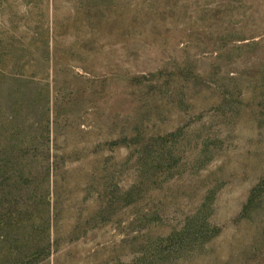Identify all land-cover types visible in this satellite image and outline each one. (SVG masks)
I'll list each match as a JSON object with an SVG mask.
<instances>
[{
    "label": "rangeland",
    "instance_id": "obj_1",
    "mask_svg": "<svg viewBox=\"0 0 264 264\" xmlns=\"http://www.w3.org/2000/svg\"><path fill=\"white\" fill-rule=\"evenodd\" d=\"M0 264H264V0H0Z\"/></svg>",
    "mask_w": 264,
    "mask_h": 264
},
{
    "label": "trees",
    "instance_id": "obj_2",
    "mask_svg": "<svg viewBox=\"0 0 264 264\" xmlns=\"http://www.w3.org/2000/svg\"><path fill=\"white\" fill-rule=\"evenodd\" d=\"M231 106V102H228L224 100V98L221 99V103L219 104V108H227ZM252 205V199H249L247 203H245L241 210V216L245 215L246 211L250 208Z\"/></svg>",
    "mask_w": 264,
    "mask_h": 264
}]
</instances>
